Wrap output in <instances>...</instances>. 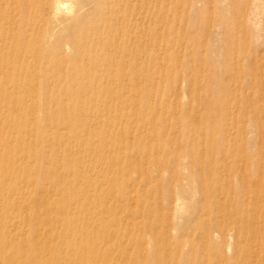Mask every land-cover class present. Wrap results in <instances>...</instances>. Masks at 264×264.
I'll return each mask as SVG.
<instances>
[{
	"label": "rangeland",
	"instance_id": "374dc122",
	"mask_svg": "<svg viewBox=\"0 0 264 264\" xmlns=\"http://www.w3.org/2000/svg\"><path fill=\"white\" fill-rule=\"evenodd\" d=\"M141 6L142 0L140 21L148 5L145 9ZM166 7L172 10L170 25L160 28L162 42L140 35V65L128 78L140 83L139 87L103 88L98 99L96 89L72 90L64 75L59 87L49 86L47 95L17 88L0 91L4 107L0 133L17 140L0 139V161L2 165L23 162L33 172L31 181L23 170L8 181L0 177V188L5 181L20 189L8 197L0 195V206L5 216H14V211L21 209L23 215L18 220L22 225L19 223L21 227L13 234H18V229L20 234L25 232L23 246L47 248L35 263L46 260L49 250H60L68 257L61 256L56 264H80L71 257L74 250L95 247L103 249V260L108 264H144L154 254L161 261L174 258L179 264H192L194 260L204 262L216 246L223 250L220 259L234 258L244 246L236 235L216 233L211 236L212 243L202 240L199 228L212 220L203 214L204 205L210 202L203 201L202 189L209 184L199 182L208 171L185 164L190 163V156H199L207 165L215 163L217 170L221 164L235 170L234 161L225 158L243 146L254 157L250 174L263 168L264 0H166ZM145 49L157 51L155 57L144 53ZM80 67L89 71L94 64L85 59ZM18 78L9 72V79ZM90 78L82 75L78 80L88 82ZM35 80L38 84L43 78ZM116 97L121 102H116ZM18 100L36 105L35 112L6 107ZM81 100L95 102L100 116L113 117L124 110L128 117L118 118L108 127L102 118L82 123L79 116L86 118L97 109H83ZM134 121L141 126H135ZM12 125L28 132L15 133L10 130ZM127 128L132 135H120ZM101 132L109 137L120 135L113 141L115 148L107 147L104 137L98 136ZM228 139L232 142L227 143ZM11 147H19L17 153ZM171 157L175 159L173 167L169 166ZM114 160L116 167L131 164L140 172L108 171ZM213 177L217 181L220 174L214 171ZM215 188L221 189L218 184ZM105 190L113 191L118 199L104 200ZM213 196L211 203L219 207L226 201L217 193ZM178 197L185 204L180 218ZM109 207V220L90 224L97 213ZM123 208L128 212L122 214ZM37 218H41V226L31 227L30 222ZM114 218L121 224H110ZM164 225L167 228L163 230ZM0 227L11 229L1 219ZM40 228L42 231L35 234ZM73 232L82 236L72 239ZM54 237L66 241L58 243ZM86 239L89 245L84 244ZM180 242L178 253L173 246ZM194 248L201 254L195 256ZM252 261L264 264L259 258Z\"/></svg>",
	"mask_w": 264,
	"mask_h": 264
},
{
	"label": "bare ground",
	"instance_id": "6f19581e",
	"mask_svg": "<svg viewBox=\"0 0 264 264\" xmlns=\"http://www.w3.org/2000/svg\"><path fill=\"white\" fill-rule=\"evenodd\" d=\"M142 1L141 9L148 6L140 21V0H0V61L5 58L4 63L0 62V76L3 75V79L0 78V91L6 92L11 88H17L47 95L49 94V86L59 87L64 75H67L66 84L70 83L72 90L76 89L83 92L96 89L95 96L98 99L102 96L101 90L103 88L123 90L139 87L140 83H136L135 80L132 82L128 78L134 74L135 69L140 65V35L144 34V38L152 39L155 43L161 41L164 37L161 36L160 28H166L170 25L169 13L172 10V7L170 9L166 7V0ZM144 53L150 57H155L157 51L145 49ZM85 59L94 64V68L89 71L83 70L80 65L81 61ZM55 62H59V65ZM9 72L12 78L19 76L18 80L9 79ZM82 75H91L90 81L78 80ZM37 76L43 78V81L38 84L35 80ZM115 100L118 103L121 102L119 97H116ZM8 104L6 107L18 109L25 113L35 112L37 108L36 105H29L20 100ZM2 105L4 106L5 103ZM25 105L26 108H23ZM80 105L83 106V109L93 106L97 109L96 112H88L86 118L79 116L82 123L89 122L92 117L96 120L102 118L105 126L108 127L117 122L116 119L128 117L124 110L115 113L113 117L100 116L102 114L99 113L98 105L95 102L93 105L91 102L81 100ZM2 109L4 107L0 105V111ZM43 109L45 111L46 106ZM134 125L140 127L141 123L134 121ZM11 128L10 130L18 134L21 131L28 132L21 130L19 125H12ZM1 130L2 127H0V132ZM104 132L99 133L98 136H103L107 147L111 149L115 148L113 143L115 137L122 134L132 135L129 128L121 132L119 136L111 135L109 137ZM1 138L9 141L15 140L12 136H5L0 133ZM143 141L146 142L148 139ZM229 142L232 141L228 139L227 143ZM18 148L11 147V151L17 153ZM127 148L126 145L124 150ZM2 155L3 153L0 152V158ZM228 160L234 161L235 170L230 169L228 164H224L223 167L221 164L217 170L215 163L207 165L199 156L193 158L190 156V163L187 162L185 165L190 164L208 171V174L204 175L199 182H208L209 184V187L202 189L205 197L203 201L205 203L210 202L209 205H204L203 214L211 216L212 220L199 228L202 240H210L212 243L211 236L216 233L224 237L236 235L238 241L244 246L236 251L235 257L232 259H228V257L220 259L219 255L221 256L223 250L216 246L212 254L204 257V262L194 260L192 264H244V261H249V264H252L254 258L264 261V222L261 221L264 215V165L263 168L258 169L257 174H250L249 166L254 162V157L244 150L243 146L237 147L235 152L227 155L225 161ZM169 162V166L173 167L175 159L171 157ZM116 163L114 160L111 165L109 164L110 170L108 171L140 172L131 164L125 167H116ZM0 167L2 170L1 180L8 181L15 172L22 170L27 174L29 173L30 181L33 179L32 170L23 162L14 161L2 165L0 161ZM100 171L108 173L103 168H100ZM214 171L220 174L217 181L212 179L214 178ZM226 172H228L227 175ZM112 181L116 182V177H113ZM1 184L0 195L8 197L20 191L17 184L10 185L5 181H1ZM216 184L219 185L220 190H216ZM216 193L226 200L220 207L213 203L214 201L211 203V197H214L213 195ZM102 194L105 195L104 200L118 199V195L113 191L105 190ZM93 197L99 199V196ZM181 200L179 197L176 198L178 218L181 217L182 210L185 209V204L181 203L183 201ZM3 208L0 206V219L6 225L11 226V229L6 231L0 227V264H56L61 256L68 257L66 251L62 253L60 250H49L46 260L35 263L34 260L42 255L41 251L47 248L45 246L39 247V245L23 246L21 241H24L25 232L20 234L18 229V234H13V231L22 225V222L18 220L20 215H23L21 209L14 211V216L11 214L5 216L6 213H3ZM121 211L122 214L128 212L124 208ZM111 214V208H106L97 213L90 220V224H101L103 221L109 220ZM221 214L222 217H217ZM37 223L41 226V218L33 220L30 225L34 227ZM109 223L119 225L121 220L114 218ZM165 227L164 225L162 229L164 230ZM41 231L42 228L36 230L35 234ZM72 235V239L82 236L79 232H73ZM183 238L180 239L183 240ZM142 239L143 236L141 235L140 240ZM52 240L58 243H65L66 241L65 238L61 241L60 238L56 237ZM84 244L89 245V240H84ZM181 245L182 242L174 244L173 250L179 253ZM160 249L165 250L166 247ZM193 252L195 256L201 254V250L196 248L193 249ZM104 254L103 249L90 247L89 250L84 249L81 252L75 249L71 257L80 264L85 263V261H89L91 264H108L103 260ZM156 257L155 254L151 255L144 264L180 263H177L174 258H171L170 262H166L156 259ZM130 264L136 263L133 261Z\"/></svg>",
	"mask_w": 264,
	"mask_h": 264
}]
</instances>
